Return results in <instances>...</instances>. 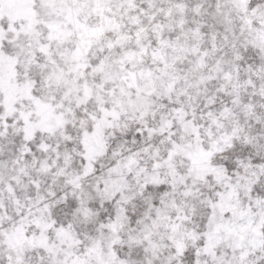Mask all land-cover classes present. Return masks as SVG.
Wrapping results in <instances>:
<instances>
[{"label":"snow or ice","instance_id":"1","mask_svg":"<svg viewBox=\"0 0 264 264\" xmlns=\"http://www.w3.org/2000/svg\"><path fill=\"white\" fill-rule=\"evenodd\" d=\"M0 264H264V0H0Z\"/></svg>","mask_w":264,"mask_h":264}]
</instances>
